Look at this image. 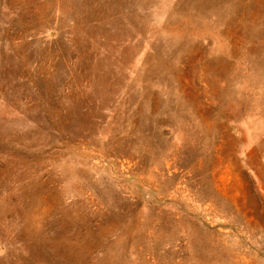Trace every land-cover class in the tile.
Here are the masks:
<instances>
[{
	"label": "rangeland",
	"instance_id": "1",
	"mask_svg": "<svg viewBox=\"0 0 264 264\" xmlns=\"http://www.w3.org/2000/svg\"><path fill=\"white\" fill-rule=\"evenodd\" d=\"M0 264H264V0H0Z\"/></svg>",
	"mask_w": 264,
	"mask_h": 264
}]
</instances>
